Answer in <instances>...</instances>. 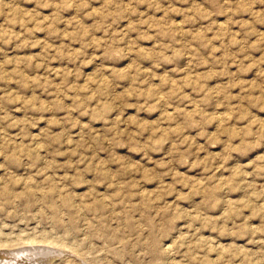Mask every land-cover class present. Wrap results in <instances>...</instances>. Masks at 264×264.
Segmentation results:
<instances>
[{
    "label": "rangeland",
    "instance_id": "rangeland-1",
    "mask_svg": "<svg viewBox=\"0 0 264 264\" xmlns=\"http://www.w3.org/2000/svg\"><path fill=\"white\" fill-rule=\"evenodd\" d=\"M0 264H264V0H0Z\"/></svg>",
    "mask_w": 264,
    "mask_h": 264
},
{
    "label": "bare ground",
    "instance_id": "bare-ground-1",
    "mask_svg": "<svg viewBox=\"0 0 264 264\" xmlns=\"http://www.w3.org/2000/svg\"><path fill=\"white\" fill-rule=\"evenodd\" d=\"M66 204V203H65ZM68 205V204H67ZM53 212V211H52ZM55 217V216H54Z\"/></svg>",
    "mask_w": 264,
    "mask_h": 264
}]
</instances>
